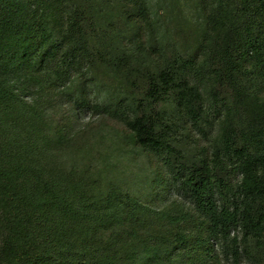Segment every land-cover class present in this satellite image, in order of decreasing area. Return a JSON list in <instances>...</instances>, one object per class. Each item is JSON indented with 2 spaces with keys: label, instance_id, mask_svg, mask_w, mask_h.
I'll return each mask as SVG.
<instances>
[{
  "label": "trees",
  "instance_id": "trees-1",
  "mask_svg": "<svg viewBox=\"0 0 264 264\" xmlns=\"http://www.w3.org/2000/svg\"><path fill=\"white\" fill-rule=\"evenodd\" d=\"M189 1L201 17L181 42L147 0H0V264H174L207 240L234 262L264 259V0ZM64 95L66 127L90 107L160 157L198 234L149 233V208L121 185L44 166L89 154L68 127L45 135ZM208 110L216 127L197 151L182 134L201 139Z\"/></svg>",
  "mask_w": 264,
  "mask_h": 264
},
{
  "label": "rangeland",
  "instance_id": "rangeland-1",
  "mask_svg": "<svg viewBox=\"0 0 264 264\" xmlns=\"http://www.w3.org/2000/svg\"><path fill=\"white\" fill-rule=\"evenodd\" d=\"M147 7L156 20L157 31L167 28L173 39L181 42L188 34L189 27L201 17L200 11L190 5L189 0H147ZM205 8L207 9V6ZM150 13L149 15H151ZM179 27L182 29L180 30ZM68 86L65 93L76 96L78 89L73 84H68ZM85 91H87L86 94L91 102L95 98L101 100L105 95L99 85L87 84ZM67 95L63 97L64 107L57 108L53 118L47 122L50 126L46 127L45 135L50 136L55 131V127L63 126L66 130L68 127L67 132L70 135L77 134L75 138L77 144L87 149L89 154L81 151L79 157H74L76 159L71 161L73 154H66L67 149L65 154L53 157V163L43 160L44 166L61 167L65 173L72 171L74 179H78V175L81 174L82 170L79 171V169L85 167L89 170L87 175H91L93 178L100 174L104 182H108L105 187L109 182L121 185L140 205L149 208L148 212H140L143 219L150 225L147 227L149 233L163 236L179 230L198 234L200 229L194 221L196 214L191 209L188 200L177 189L178 185L160 157L147 154L142 149L128 143L123 130L118 129L116 122L103 118V115L93 112L90 107L77 110V116L66 127L65 119L61 118V112L69 108L70 99ZM30 98L26 97L25 99L29 100ZM206 119L208 122H201L204 125L202 140L195 127L191 128L192 133L182 134L188 144L197 151L205 142L203 140L207 139L211 130L216 127L217 116L213 111H207ZM187 122L192 123V121ZM196 139L199 141L196 142ZM85 156L90 157L86 158ZM82 177L83 175H81ZM153 211L158 213H150ZM161 214L176 217L184 215L185 219H179L180 221L176 222V225L171 226ZM136 218L137 216L131 222H135ZM146 231V228H141V235H147ZM180 249L182 250L173 255L174 264H264V259L254 263L245 256L234 262L219 251V243L214 240L211 242L207 240L202 247H199L197 243H187ZM207 252H210V255H207Z\"/></svg>",
  "mask_w": 264,
  "mask_h": 264
}]
</instances>
